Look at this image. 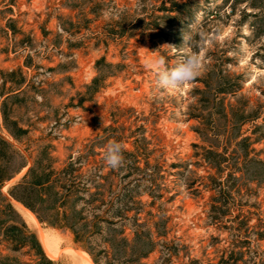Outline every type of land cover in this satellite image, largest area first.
Segmentation results:
<instances>
[{"label": "rangeland", "instance_id": "obj_1", "mask_svg": "<svg viewBox=\"0 0 264 264\" xmlns=\"http://www.w3.org/2000/svg\"><path fill=\"white\" fill-rule=\"evenodd\" d=\"M186 56L200 75L159 89L153 61ZM1 139L28 165L0 186V264H37L23 222L58 264H264V0H0ZM71 156L101 166L97 212L40 222L10 196Z\"/></svg>", "mask_w": 264, "mask_h": 264}, {"label": "trees", "instance_id": "obj_2", "mask_svg": "<svg viewBox=\"0 0 264 264\" xmlns=\"http://www.w3.org/2000/svg\"><path fill=\"white\" fill-rule=\"evenodd\" d=\"M4 115L7 120L10 119L5 110ZM13 123L10 132L15 138L27 133V130L20 127L17 122ZM0 142L5 148L11 146L5 139H1ZM0 157L6 158L7 161H12L14 158L13 155L10 156L5 151L0 154ZM96 163L89 166L90 163L88 161H80L79 158L75 159L73 156L69 157L68 162L59 169L55 168L51 163L45 166V164L35 162L28 168L21 179L9 189V194L16 202L30 209L40 222H50L51 216L49 213L52 211L57 216H62V220L67 219L69 217L67 213L68 206L76 196H81L79 199H81L80 202L85 207L84 213L87 212V207L97 212L99 207L94 206L96 199L90 200L87 196L92 186L97 189L98 180L101 178V166ZM27 165L28 163L25 162L19 169L12 172H7V169L0 165V186L16 176ZM38 167H42L41 172L37 170ZM9 206L12 207L11 203H9ZM12 227L20 232H18L19 234L15 233L10 238L12 243H16L15 250L30 246L35 251L37 264H58L57 261L45 254L36 234L28 231L24 222L21 228L16 225ZM90 254L93 256L92 253ZM93 259L95 264H101L95 256H93Z\"/></svg>", "mask_w": 264, "mask_h": 264}, {"label": "clouds", "instance_id": "obj_3", "mask_svg": "<svg viewBox=\"0 0 264 264\" xmlns=\"http://www.w3.org/2000/svg\"><path fill=\"white\" fill-rule=\"evenodd\" d=\"M158 67L157 87L159 89H177L189 83L201 73L202 64L195 56H186L181 58L177 64L169 69L165 66L166 62L163 57L153 61ZM123 144L118 141L109 142L104 151L106 164L113 168L119 169L125 165L123 155Z\"/></svg>", "mask_w": 264, "mask_h": 264}, {"label": "bare ground", "instance_id": "obj_4", "mask_svg": "<svg viewBox=\"0 0 264 264\" xmlns=\"http://www.w3.org/2000/svg\"><path fill=\"white\" fill-rule=\"evenodd\" d=\"M46 251H47V253H48V255L49 256H51V257H53L54 255H53V250L50 248V247H48V246H46ZM55 253V252H54ZM92 261V260H91ZM93 262V261H92Z\"/></svg>", "mask_w": 264, "mask_h": 264}, {"label": "crops", "instance_id": "obj_5", "mask_svg": "<svg viewBox=\"0 0 264 264\" xmlns=\"http://www.w3.org/2000/svg\"><path fill=\"white\" fill-rule=\"evenodd\" d=\"M89 252V251H88ZM89 254H90V252H89ZM91 255V254H90ZM91 257H92V255H91ZM94 262V261H93ZM94 264H95V262H94Z\"/></svg>", "mask_w": 264, "mask_h": 264}]
</instances>
